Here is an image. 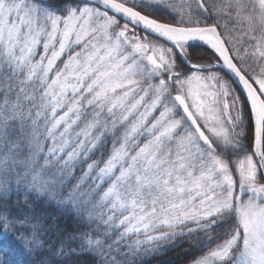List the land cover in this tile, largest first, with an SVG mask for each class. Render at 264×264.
Segmentation results:
<instances>
[{"label":"snow or ice","instance_id":"obj_1","mask_svg":"<svg viewBox=\"0 0 264 264\" xmlns=\"http://www.w3.org/2000/svg\"><path fill=\"white\" fill-rule=\"evenodd\" d=\"M264 264V0H0V264Z\"/></svg>","mask_w":264,"mask_h":264},{"label":"trees","instance_id":"obj_2","mask_svg":"<svg viewBox=\"0 0 264 264\" xmlns=\"http://www.w3.org/2000/svg\"><path fill=\"white\" fill-rule=\"evenodd\" d=\"M187 244L175 249H170L167 255H160L158 258H148L146 264H187L190 259Z\"/></svg>","mask_w":264,"mask_h":264}]
</instances>
